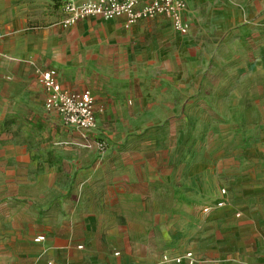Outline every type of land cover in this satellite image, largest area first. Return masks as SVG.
I'll return each mask as SVG.
<instances>
[{
    "label": "crops",
    "instance_id": "crops-1",
    "mask_svg": "<svg viewBox=\"0 0 264 264\" xmlns=\"http://www.w3.org/2000/svg\"><path fill=\"white\" fill-rule=\"evenodd\" d=\"M67 1L90 0H61V4ZM186 1L189 32L180 35L167 19L175 32L166 35L162 45L171 53L176 50L164 59L167 67L175 59L176 82L170 79L150 85L155 92L161 91L162 101L160 109L149 110L146 119H180L187 106H197L201 117L224 123L223 129H243V138L258 146L256 152H264V0ZM59 7L54 0H24L23 10L10 11L17 28L14 35L0 36L1 96L7 107L0 117L7 129L0 133L24 137L19 124L27 121L36 137L41 139L45 128L52 134L49 137H55L54 121L44 123L46 117L60 115L46 113L45 89L39 84L42 98L29 100L22 87L26 79L34 80L37 70L55 69L63 89L95 95L96 120L102 133L121 139L124 133L114 134L103 124L122 115V120L137 116L127 101L131 83L137 85L135 65H122L116 58L119 40L113 43L103 38L125 37L128 50L134 49L149 31H161L156 23L163 17L142 20L129 30L124 18L90 17L78 22L87 33L67 35L61 26L52 25ZM186 68L193 74L191 83L185 81ZM163 149L114 145L99 154L81 146H26L18 139L16 145L0 147V264H173L164 263L163 256L187 252L194 253L196 264H221L215 262L212 249L200 250L204 238L198 235L220 223L226 231L240 225L236 217L242 212L233 215L225 210L234 193L248 194V178L231 175L228 187L222 184L214 204L209 205L207 200L217 194L215 188H208L207 193L209 185L202 179L185 184L172 177L169 149L158 151ZM158 153L165 154L154 158ZM236 181L240 189L235 187ZM76 185L80 193H74ZM222 189L227 191L225 196ZM138 196L162 203L160 225L145 227L141 241L131 223V219L146 216L133 203ZM222 199L226 205L217 208ZM182 218L186 222L178 221ZM238 230L244 233L246 227ZM38 237L44 240L36 242ZM236 260L222 264H236ZM263 262L264 254L259 264Z\"/></svg>",
    "mask_w": 264,
    "mask_h": 264
},
{
    "label": "rangeland",
    "instance_id": "rangeland-1",
    "mask_svg": "<svg viewBox=\"0 0 264 264\" xmlns=\"http://www.w3.org/2000/svg\"><path fill=\"white\" fill-rule=\"evenodd\" d=\"M23 9L24 0H0V36L14 35L16 32L14 29L17 28V25L14 24V20L11 17L15 18V16L14 14L11 16L10 11L19 12ZM157 20L156 26H161V31L158 28L152 29L140 39L134 49L128 50V46L124 44L126 42L125 37L117 35L118 37L115 38H103V40L113 43L119 40L118 45H121V48L116 58L121 60L122 65L131 64V68L133 62L135 65L133 69L136 74L137 85L133 87L131 83L130 95L127 101L131 105L132 112L137 113V116L131 115L129 120H122L121 118H125L122 115L112 123L103 124L105 128H109L114 134H117V132L124 133L121 139L109 138L102 133V129L97 123V128L92 132L88 142H86L80 138L79 133L73 127L67 126L60 116L51 115L54 117H46L47 122L44 124L49 125L54 121V127L57 129L54 138L49 137L52 134L48 132L47 128L41 131V139L36 137L32 123L25 121L19 124V129L25 132L24 137L22 135L15 137L14 133L2 136L0 133V147L16 145L18 139L26 146L40 144L81 146L88 150L94 149L99 154L105 152L106 147L114 145L168 148V163L172 177L182 179L185 184L189 181L192 183V180L202 179L207 186L209 185L205 187L207 193L208 188H211V190L212 187L215 188L217 194L207 200L209 205L214 204L222 184L228 187L227 179L234 177L231 175H235L238 178L241 176L245 179L248 178L245 187L248 194L241 196L240 191L234 193L225 210L233 213V215L238 211L242 212L240 217H236L240 225L231 231H226L225 227L220 223L217 228L207 227L198 237L199 239L204 238L200 242V250L212 249L216 255L214 257L217 259L215 260L216 263L233 261L236 257V264H259L264 254V198L260 193V186L264 180V152H256L258 146H252L243 138L245 133L243 129L239 128L231 131L223 129L221 124L224 123L210 121L201 117L196 112L197 106H187L185 115L180 119H177L176 116H172L164 122H154L146 119L145 115L149 110L152 109L154 111L156 107L160 109L162 101L161 91L157 90L155 92L154 89H150V85L154 86L157 84L159 86L161 81L171 79L176 82L177 79L175 59L173 60L174 63H169L170 67H167L164 63V59H166L168 54H174L176 50L173 49V53H171V51H167L163 47L166 35L175 31L167 24V19ZM60 30L67 35L88 32L78 26V23L69 28L60 27ZM78 42L77 45H79ZM76 49L78 50V47ZM42 71L45 70H37L34 74V80H32L33 77L28 78L22 86L25 89L24 97L29 100L42 98L41 91L38 88V85H41L39 73ZM171 72H174V74H170ZM1 78L0 75V80ZM192 79L193 74L187 72L186 68V83H191ZM140 86H146L147 89L142 90ZM13 88L15 89L13 91L15 95L16 86ZM2 94L0 83V117L7 108L1 96ZM91 94L94 102H96L95 95ZM151 104L152 106H150ZM203 108L207 110V107ZM50 112L46 111L48 114ZM38 113L46 115L41 113L39 109ZM3 129H7L6 123L0 121V130ZM11 129L12 131L14 130L13 124L10 125ZM98 142L104 143V150L99 147ZM164 149L158 151H164ZM164 154H153V157L164 156ZM201 165L205 166V170H198ZM217 168L220 170L217 171ZM235 187L240 189L238 181H236ZM73 191L74 193H80L79 186L76 185ZM133 203L137 208L140 207L146 215L144 218L131 219V223L133 221V225L137 228V240L141 241V232L145 231V227H151L155 223L158 226L160 225L162 203L150 200V197L143 199L140 196L137 197V202L133 201ZM199 204L201 205L202 202ZM186 220L185 218L178 219V221L183 222H186ZM242 227H246V230H243L246 232L241 233L238 230ZM208 245L211 246L207 247Z\"/></svg>",
    "mask_w": 264,
    "mask_h": 264
},
{
    "label": "built area",
    "instance_id": "built-area-1",
    "mask_svg": "<svg viewBox=\"0 0 264 264\" xmlns=\"http://www.w3.org/2000/svg\"><path fill=\"white\" fill-rule=\"evenodd\" d=\"M187 11L186 0H90L79 4L67 1L58 8V17L52 25L68 28L90 17H99L105 20L124 18L125 28L129 30L142 20L163 17L171 21L172 27L177 33L186 35L190 30V22L186 18ZM39 75V81L47 93L46 109L58 113L65 124L77 129L82 138L88 142L92 132L97 128L95 102L91 92H72L63 89L57 79L55 69L42 71ZM98 143L99 147L104 150V143ZM226 193V189L221 190L222 196H225ZM225 205L224 199L216 203L217 208H222ZM42 240L44 237H38L36 242ZM162 261L173 264L197 263L193 252L176 257L164 255Z\"/></svg>",
    "mask_w": 264,
    "mask_h": 264
},
{
    "label": "trees",
    "instance_id": "trees-1",
    "mask_svg": "<svg viewBox=\"0 0 264 264\" xmlns=\"http://www.w3.org/2000/svg\"><path fill=\"white\" fill-rule=\"evenodd\" d=\"M54 1H55V6H56V7L60 6V4H61V0H54Z\"/></svg>",
    "mask_w": 264,
    "mask_h": 264
}]
</instances>
